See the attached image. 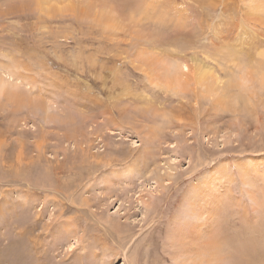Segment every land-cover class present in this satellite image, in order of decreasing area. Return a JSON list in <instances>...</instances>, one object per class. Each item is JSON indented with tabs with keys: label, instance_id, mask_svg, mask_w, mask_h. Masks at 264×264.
<instances>
[{
	"label": "rangeland",
	"instance_id": "1",
	"mask_svg": "<svg viewBox=\"0 0 264 264\" xmlns=\"http://www.w3.org/2000/svg\"><path fill=\"white\" fill-rule=\"evenodd\" d=\"M0 78V264H264V0H0Z\"/></svg>",
	"mask_w": 264,
	"mask_h": 264
},
{
	"label": "bare ground",
	"instance_id": "2",
	"mask_svg": "<svg viewBox=\"0 0 264 264\" xmlns=\"http://www.w3.org/2000/svg\"><path fill=\"white\" fill-rule=\"evenodd\" d=\"M185 67H186V66H183V67H181V69H185ZM198 68H199V67H198ZM198 68H197V69H198ZM174 69H176V68H174ZM198 70H199V69H198ZM178 71H180V68L178 69ZM197 72H198V71H197ZM200 72H201V71H200ZM200 72H199V73H200ZM206 72H207V71H206ZM173 74H174V73H173ZM174 75H175V74H174ZM209 75H210V72H209ZM178 76H179V74H178ZM206 76H208V74L205 75V72L202 71V73H200V79L203 78V77H206ZM0 79H1V78H0ZM177 79H178V78H177ZM1 80H2V79H1ZM3 82H5V80H3ZM0 85H1V84H0ZM2 86H4V85H2ZM2 86H1V87H2ZM1 87H0V88H1ZM6 87H7V85L5 84V90H6ZM2 89H3V88H2ZM3 91H4V90H3ZM0 92H1V91H0ZM1 93H2V92H1ZM4 93H5V92H4ZM2 94H3V93H2ZM2 94H1V95H2ZM5 94H6V93H5ZM211 236H212V235H211ZM213 236H214V235H213ZM213 238H214V240H215V237H213ZM218 240H219V239H218ZM211 241H212V240H211ZM211 241H210V242H211ZM213 242H214V241H213ZM214 243H215V242H214ZM204 245H205V244H204ZM200 246H201V245H200ZM200 246H199V247H200ZM204 248H205V247H204ZM202 249H203V248H202ZM220 251H221V250H220ZM209 252H211V251H209ZM218 252H219V251H218ZM199 256H200V255H199ZM202 258H203V256H202ZM257 258H258V257H257ZM253 260L256 261V257H254ZM239 262H241V261H239ZM248 262H249V261H248ZM248 262H247V263H248ZM260 262H261V261L259 260V261L257 262V264H259Z\"/></svg>",
	"mask_w": 264,
	"mask_h": 264
}]
</instances>
